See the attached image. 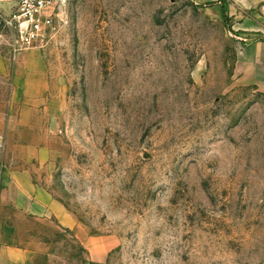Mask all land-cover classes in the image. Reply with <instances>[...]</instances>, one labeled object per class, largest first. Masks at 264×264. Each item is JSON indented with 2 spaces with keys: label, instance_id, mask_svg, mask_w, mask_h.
Wrapping results in <instances>:
<instances>
[{
  "label": "rangeland",
  "instance_id": "1",
  "mask_svg": "<svg viewBox=\"0 0 264 264\" xmlns=\"http://www.w3.org/2000/svg\"><path fill=\"white\" fill-rule=\"evenodd\" d=\"M18 14L0 1V159L31 170L74 221L3 214L33 264H264V86L236 71L244 47L264 44L259 8L72 0L41 49L19 42ZM26 69L50 87L32 107L40 127L17 137ZM32 144L47 161L25 159Z\"/></svg>",
  "mask_w": 264,
  "mask_h": 264
},
{
  "label": "crops",
  "instance_id": "2",
  "mask_svg": "<svg viewBox=\"0 0 264 264\" xmlns=\"http://www.w3.org/2000/svg\"><path fill=\"white\" fill-rule=\"evenodd\" d=\"M241 6L259 8L261 18L264 19V0H234ZM247 4V5H246ZM262 33V28L257 30ZM236 65L237 80L240 85L248 84V79H255L252 83L257 86H264V44L244 47L239 55ZM248 60L252 64L248 67V73L243 74V61ZM27 72L16 71L14 73L15 87L12 97L13 104L20 99L23 100V110L18 119L10 118L9 129L12 123L20 127L14 130L19 137V133L31 132V127H40L42 121L39 117L40 109L32 108L40 101L44 93L48 92L50 82L44 69ZM248 74V75H247ZM24 75V77H22ZM35 86L30 89V86ZM27 113L34 117L31 121H25ZM35 135L29 134V137ZM21 152L25 153V159L28 161L45 162L51 153L42 147L26 145L21 146ZM50 153V154H49ZM7 210L27 214L41 220L51 218L57 219L63 226L71 227L74 223L73 218L67 208L53 195L35 183L33 172L28 169L12 171L8 169L0 159V264H33L35 253L28 245H23L17 234V229L12 224L5 223L4 213Z\"/></svg>",
  "mask_w": 264,
  "mask_h": 264
},
{
  "label": "built area",
  "instance_id": "3",
  "mask_svg": "<svg viewBox=\"0 0 264 264\" xmlns=\"http://www.w3.org/2000/svg\"><path fill=\"white\" fill-rule=\"evenodd\" d=\"M1 1V0H0ZM20 43L25 49H41L68 24L72 0H18Z\"/></svg>",
  "mask_w": 264,
  "mask_h": 264
}]
</instances>
